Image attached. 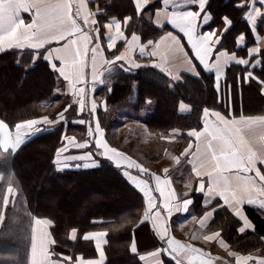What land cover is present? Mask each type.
Returning <instances> with one entry per match:
<instances>
[{"label": "trees", "instance_id": "trees-1", "mask_svg": "<svg viewBox=\"0 0 264 264\" xmlns=\"http://www.w3.org/2000/svg\"><path fill=\"white\" fill-rule=\"evenodd\" d=\"M87 1L90 9L96 12L101 48L107 59L118 54L125 45L124 41L120 42L112 50L105 46L104 25L111 19L124 23L129 18L123 26L125 37L136 34L143 43L154 41L169 30L168 27L159 29L151 22L158 3L146 7L138 15L131 0ZM250 2L207 1L205 11L210 14L211 27L220 31L217 48L246 57L249 48L256 44L248 21ZM257 6L261 15L256 32L264 37V4L258 2ZM225 18L231 23L222 29ZM240 36L245 38L241 46L238 45ZM260 53H264V48L258 52L256 58L260 59V64L252 72L264 80V65L261 64L264 55ZM42 55L43 50L10 49L0 52V122L6 124V129L10 131L17 123L32 119L47 117L55 120L64 108L68 109L63 121L46 127V132L27 140L17 152L0 149V213L3 214L0 220V264H28L32 227L36 219L49 221L53 260L73 264L78 257L94 259L96 247L84 237L89 233L104 232V264H142L138 255L131 252V245L135 237H152L149 230H145L147 224L140 223L145 212L143 196L120 169L96 155L95 146L86 136L87 114L80 113L74 104L71 105L68 95L57 94L62 83ZM140 65L127 72L121 66L106 72L102 76L103 84L94 90V96L102 94L108 107L130 102L133 115L127 117L129 121L139 119L137 115L141 109L147 103L151 104L152 110L144 125L142 123L143 129L154 138L168 134L176 137L181 143L174 147V151L185 158L181 155L191 143L190 133L201 127V112L204 109L222 110L214 88V77L211 73L201 72L198 76L184 74L178 81H172L166 74L145 64ZM244 70L241 66H230L226 71V82L232 83L235 76ZM259 95V85L254 81L243 86V110L255 102L264 104ZM180 104L187 105L189 112H179ZM97 116L105 141L111 148L142 167L155 164L159 159L160 152L150 144L131 137L128 131L117 134L121 124L115 122L114 126H109L101 111ZM81 119L84 124L78 123ZM69 132H74L72 136L80 135L79 142H89L90 147L81 150L90 152L97 166L87 169H72L70 166L58 170L61 163L54 162L56 152L64 146L61 136L70 137ZM131 171L140 174L138 170ZM32 173H35L34 179L30 177ZM190 196L197 212L202 213L201 197L193 192ZM244 210L254 226L252 232L238 233L240 223L224 208L216 211L212 228H219L235 253L263 255L264 216L257 209L245 207ZM138 243L141 249L144 244Z\"/></svg>", "mask_w": 264, "mask_h": 264}, {"label": "snow or ice", "instance_id": "snow-or-ice-1", "mask_svg": "<svg viewBox=\"0 0 264 264\" xmlns=\"http://www.w3.org/2000/svg\"><path fill=\"white\" fill-rule=\"evenodd\" d=\"M75 2V13H73V3ZM150 0H134L136 11L140 13L142 6H147ZM261 4H264V0H260ZM7 3V7H5ZM171 4L172 11L166 13L164 21L166 25L171 26L172 30L166 31L161 35L159 40L148 41V46L152 47V51L149 53L152 57H158L159 63H154L152 66L159 68L160 71L165 72L166 75H171V72L166 71L163 66L170 59L176 57V55L183 54L186 63L191 65V61L187 59L188 53L185 51V45L182 44V39L187 41V47L191 49V54L199 62V65L203 66L206 72L215 71V84L216 94L218 102H223L220 97V80L224 73V63L221 60L220 55L214 53L216 40H213V32L207 33L201 32L202 23H207L210 18V14L206 13L207 0H163L165 7ZM183 4L195 5L198 10H183ZM82 7H87L84 0H0V28H3L8 23H14L15 27L7 38V43L4 46H0V52H4L10 49H44L43 58L50 64L53 72L59 74L64 81L67 82V87L71 90L74 97H79V100L73 101L80 105L79 111L84 110V96L86 95L85 87H77V85H86L88 82L85 79L84 68L88 67L86 57L88 53H91V88L94 89L97 84H103L101 77L104 75V67H107V71H110L111 66L115 65L116 61L123 60L128 64L124 71H130L132 68H139L141 65L136 63L131 58V53L139 48L141 56L145 54V48L147 46L139 43L140 38L137 35H133L131 40H125V50L119 55H116L114 60L105 59L101 51V43L99 32L100 28L95 19V14L88 13L82 14ZM254 11L259 14V10ZM28 13L31 16V22L26 23L21 18V13ZM160 10H157V17H160ZM202 18V19H201ZM83 19L84 27H88L89 24L96 27L89 28L88 32H85L83 28L78 24V20ZM129 18H126L124 23L127 24ZM248 19L254 21V16L249 15ZM160 27L163 28L164 24L157 21ZM225 25H230V21L225 18ZM115 28V33L111 34V30ZM104 28L109 30L108 48L112 49L116 46L117 40L124 39L123 32L121 30V24L116 20H112L110 23H106ZM95 31L97 33L95 43H93V37L90 32ZM174 32L182 34L180 36L175 35ZM243 38V37H242ZM63 41L62 46L46 48L53 43L59 45ZM92 45V47H89ZM258 48L250 49L249 55L253 52H259ZM264 55V53H260ZM215 57V61L212 62V58ZM231 59L235 60L238 65L247 66L250 61L245 59H236L232 56ZM59 61V67L56 66L54 61ZM264 65V61H261ZM123 67V65H121ZM99 68V71L97 70ZM192 73L197 74V68L191 67ZM247 75L244 80L250 82L256 80L262 86H264V80H261L253 72L248 71L245 68ZM99 76V78H98ZM176 78V77H174ZM264 92V87H262ZM228 101L232 102L231 86H228ZM71 105H69L70 107ZM67 108L61 112L55 120H50L45 117L42 120L32 119L27 122L17 123L15 125V135L12 136L6 132V124L0 122V149L7 152L9 149L13 153L17 152L22 144L25 143V138L30 136H36L47 131L46 125H54L64 120V113L67 112ZM91 112L95 119L96 104H91ZM204 117H215L213 123H209L208 119L204 120L205 131L208 134H214L213 125L228 120L219 111L204 110ZM79 124H84L83 119L78 121ZM247 123L243 120V116L239 119H234V124L243 125ZM242 129L239 126L232 127L233 137L240 139ZM89 135H92V129L89 128ZM191 135L195 136V133ZM196 140L200 137L196 136ZM62 141H66L64 146L57 150L55 163H60V156L67 152L70 148L85 149L89 148L88 141L78 142L73 137L61 136ZM95 150L96 155L102 157V159L112 163L117 169L121 168L123 164L125 169H136L140 173V176H134L129 171L124 170L122 175L127 181L136 188L143 196L146 209L144 214V220L152 224L153 230L156 232L158 238L162 241H166L167 247L162 248L151 255L158 256L161 252L166 253L173 260L175 264H183L182 257H189V264H195L197 257H203L205 253L199 249L192 247L191 245L182 244L175 239L171 238L167 230V221L165 216L161 213L160 209L164 210V213L168 217H171L173 211V201L175 200V194L171 191L170 181L167 178L161 179L160 176L153 175L152 180L155 183V189L151 187L149 182L142 177L147 174V169L142 167L141 164L130 159L127 155L111 148L104 139V132L100 128L99 123L95 127ZM229 141L220 154L209 156L207 150L200 149L193 153L189 159L191 164L192 174L198 178L199 186L196 188L197 193H203L206 197H219V200L223 202V205L233 209L234 213L240 217L244 223V227L240 229L241 232L245 228H250L252 225L247 218L239 211L238 205L247 203L253 205L257 202L255 198L250 196L240 197L235 194V190L242 184H253L257 177L264 180V172L255 171V176H250L248 173L254 171L249 169L244 163L243 151L236 150L231 146ZM196 145H190L188 152ZM185 155H188L186 152ZM259 158H264V149L259 153ZM92 159V154L86 153L84 156L80 155H67L64 157V167L68 168L75 163V168L79 169L81 165L78 163L81 160ZM175 159V158H174ZM97 166L95 163L83 164L85 169L89 167ZM167 173V169L164 170ZM240 172L245 175L241 176ZM203 177H207V191H205V183ZM187 186V185H186ZM153 191L159 193V205H157L156 197ZM11 192V191H9ZM187 195V193H186ZM7 203V197L5 198ZM194 203L192 200H185L183 207L186 210L189 205ZM261 207H264V201H261ZM214 215L213 211H207L204 217L200 220L201 227L205 226L206 222ZM3 219V214L0 213V220ZM144 223V221H141ZM36 225H42L47 227L49 221L47 220H35ZM32 244H31V257L30 264H60L59 261H54L51 258V254L47 248V244L52 241L48 237L47 233H43L39 245L37 244L36 229H32ZM105 233L99 232L89 235H85L84 239L93 238L96 240V250L99 253L100 259L98 261L89 260L87 264H103L104 253L101 251L102 245L99 242L100 238ZM219 236V233H213L211 236H205V240H212ZM223 244V241H221ZM133 251H135V244L133 245ZM227 250V249H226ZM195 254V255H193ZM236 255L232 252L228 253ZM67 259V258H65ZM143 259V257H141ZM252 259L250 256L241 257L236 255V264H247ZM199 264H212L211 260L200 259ZM258 264H264V259L259 260Z\"/></svg>", "mask_w": 264, "mask_h": 264}, {"label": "crops", "instance_id": "crops-1", "mask_svg": "<svg viewBox=\"0 0 264 264\" xmlns=\"http://www.w3.org/2000/svg\"><path fill=\"white\" fill-rule=\"evenodd\" d=\"M84 2L87 5V7L86 8L82 7V9H81L82 14L86 15L87 12L95 14L96 12H94L92 9H90L88 1L84 0ZM131 2H132L133 7L136 11V6L134 3V0H131ZM177 2H180V0H177ZM154 3H158L159 7L154 11V13L151 17V22L154 24L155 27L162 29L160 27V24L157 23V21L159 19L160 23L164 24V27H168L169 30H172L171 26L166 25V23L164 21V16L166 15V13L171 12L173 10L171 4L167 7H165L163 5V0H150L149 4L147 6H142V11L146 7H148ZM7 6H8L7 3H5V7H7ZM182 7H183V10H198V8L192 4H183ZM250 8H251V6H250ZM158 9L160 10V13H161L159 18L156 15ZM255 9L259 10L260 8L257 7ZM75 10L76 9H75V2H74L73 3V13H75ZM141 12L137 13V14L139 15V14H141ZM250 14L252 16H254V18H255L254 21H250L249 19H248V21H249V25H250L251 31L253 33V36L255 38L256 44L253 47L249 48V50L255 49V48H258L259 50H261L264 48V37L262 35H259L256 32V24L260 18L261 13H260V10H259V14H257L255 11L252 13V11L250 9V11L248 13V17ZM21 18L24 19L26 23L31 22V16L28 13L22 12ZM112 20H116L117 22H119L121 24V30H122L123 35H124V39L117 40L116 45L120 42H123V41L125 42V40L130 41L131 37L134 34H131L128 38H126L124 31H123L124 23L120 22L117 19H111L107 23H110ZM78 24L81 26V28H83V30L85 32H88L89 28L96 27V26L91 25V24H89L88 27H84L83 19L78 20ZM227 26L228 25H225V23H224V25L222 26V29H225ZM14 27H15L14 23H8L3 28H0V46L6 45L7 38L9 36V34L12 32V30L14 29ZM104 29H105L104 44L108 48V42H109L108 37H109L110 33H109L108 29H106V28H104ZM169 30H166V31H169ZM166 31H164L161 35L165 34ZM209 31L214 33L212 39L217 41V44L215 45V48H214V53L220 55L221 60L224 63V73L221 76V80H220V97H219V99L222 100L223 102H218L221 105L222 110L217 109L214 111H219L228 120L214 124L213 125L214 134H208L205 131L204 120L208 119L209 123H213L215 121V117H208V118L204 117V110H205L204 109L201 112V117H200L201 127L198 130H195V131L190 133V137H191L190 145H196L198 147H193V149H190L188 152V149L190 146L189 145L182 152L181 156L185 157V163L181 166V169H183L185 171V173L182 172V170H180L181 174L177 176L178 184H176L175 181L172 179V177L167 173L166 174L165 173L153 174L156 176H160L161 179L167 178L170 181L171 191L175 194V200L173 201L174 206H173V211H172L171 217H168L167 214L164 213V210L162 208L160 209V211L165 216V219L167 221V230H168V233H169L171 238L175 239L176 241H178L182 244L191 245L192 247L197 248L201 252L205 253V255L203 257H197L195 264H199L200 259L211 260L212 264H236V255H239L241 257L250 256V257H252V259H250L247 262V264H258L259 260L264 259V254L259 255L258 253H254V254H249V255H241V254L235 253L233 250H231L228 243L222 237V234H221V231L219 230V228H215V227L212 228V222L214 220L216 211L224 208L240 223L239 228H238V233L241 234V233H245V232H252L254 230V226L251 223V221L247 218L244 209H245V207L257 209L264 216V207H261V201H264V180L257 177L253 184L245 183V184L240 185L235 190V194L237 196H240V197L250 196V197L255 198L257 200V202L253 205H249L245 202V203H242V204L237 206L239 211L242 212V214L247 218V220L252 225V227L245 228V230L243 232H241L240 229L244 227V223L240 219V217L234 213L233 209L229 208L226 205H223V202L219 200V197H215V196L206 197L203 193H197L196 192V188L199 186L200 178H198L192 174L191 164L188 162L189 159L191 158V156L193 155V153L199 151L200 149L207 150L209 153V156L220 154L222 152V150L226 146H228L229 141H231L232 147H234L238 151H240V150L243 151L245 166L249 169H254V171H250L248 173V175L255 176V171L264 172V158H259L260 151L262 149H264V104H260V103L257 104L256 103L257 105L256 104L250 105V108H248L245 111L243 110V108H242V88H243V86H246L249 84V82L244 80V77L247 75V72L245 70L243 73L237 74V76H235V78L233 79L232 83L226 82V78H227L226 71L230 66L237 65V66H241V68H243V69L247 67V70L251 71V72L253 71L254 68H257V66L260 64V59L256 58L258 52H253L252 55L250 56L249 50H248L246 57H239L235 53H230V52L225 51L223 49L217 48V46L220 42V31L214 27H211V17L209 18V21L207 23H202V27H201L202 33H207ZM114 33H115V28L113 27V29L111 30V34H114ZM174 34L180 36L182 39V34H179L176 32H174ZM90 35L93 37V43H95V38H96L97 33L95 31H92V32H90ZM160 36L156 40H159ZM242 37L243 36H240L238 38V45L239 46L244 45L245 38L244 37L242 38ZM63 43H64L63 41H61L59 45L53 43L52 45L46 46V48L62 46ZM139 43L147 46L145 48V54L143 56H141L139 48H136L131 53V58L133 60H135L136 63L145 64L146 66H149L151 68H154V69L160 71L159 68H155L152 66L154 63L160 62V59L158 57H152L149 55V53L153 50L152 47L148 46V42L143 43L141 41V39H140ZM182 44L185 45V51L188 53L187 59L189 61H191V65L186 63L183 54L178 53L175 58L170 59L167 63H165L163 65L165 67L166 71L171 72V75H167V76L172 81H178L181 78V76L184 74L198 76L201 72L211 73L214 77V84H215V71L213 70L211 72H206L203 69V66L199 65V62L191 54V49L187 47V41L182 39ZM89 47H92V45H90ZM25 49L32 50V51H42L43 50V54L45 51L44 49H40V50H34V49H28V48H25ZM112 49H114V48H112ZM112 49L108 48V50H112ZM20 50H24V49H20ZM124 50H125V45H124V48L116 55H119ZM101 51L103 53V57L105 59H107L102 48H101ZM115 56H112L109 60H114ZM232 56H235L236 59L249 60L250 63L247 66L238 65L235 62V60L231 59ZM138 58L141 60H139ZM86 60L88 62V67L84 68V73H85V79L87 80L88 83L86 85H77V87L83 86L86 88V95L84 96V110L82 111V113H84V114L91 113V104L94 102V101H92L93 89L91 88L92 76H91V53L90 52L88 53ZM214 61H215V57L212 58V62H214ZM54 63L56 64L57 67H59V61L58 60L54 61ZM121 65H123V67H125V68L128 67V64H126L123 60H121V61H116L115 65L111 66L110 70L113 69L115 66H121ZM191 67L197 68V74L194 75L192 73ZM132 69H134V68H132ZM97 70L99 71V68ZM104 71H105V73L108 72L106 66L104 67ZM160 72H162V71H160ZM162 73L165 74V72H162ZM54 74L62 83L61 90L63 91V93L65 95H68L70 98H72L73 101L79 100V97H74L72 95L71 90H69L67 87V82L64 81L63 78L60 77L58 73L54 72ZM174 77H176V78H174ZM98 78H99V76H98ZM101 79H102V77H101ZM251 81H254L255 83H257L259 85V94H260L259 96L264 99V92H262V87H264V86H262L256 80H251ZM229 85L231 86V92H232V102L231 103H229V101H228V86ZM215 91H216V89H215ZM73 101H72V103L75 106L76 105L78 106L77 109L79 111L80 105L78 103H74ZM95 104L97 106V103H95ZM106 105L107 104L105 102L102 103L101 108L103 110L106 109ZM189 110L190 109L187 105H184V104L179 105V112L187 113V112H189ZM209 111H213V110L210 109ZM241 116H243V120H245L247 123H245L243 125L234 124V119H239ZM236 126H239L242 129V132L240 134V139H235L233 137L232 127H236ZM95 127H96V121L94 119H92V117H91V120L89 119V122L87 125V135L86 136L89 139V142L93 143L94 146H95V143H94V141H95ZM89 128L92 129V135L91 136L89 135ZM5 131L10 133V131L8 129H5ZM192 133H195V136L191 135ZM196 136H199L200 139L196 140V138H195ZM70 149H72L71 153L67 154V152H65L60 156L59 159H60L61 164H59L58 170L61 171V170L68 169V168L64 167V157L65 156H67V155L84 156L87 153L86 151H83L81 149H75V148H70ZM186 152L188 153V155H185ZM72 163H77V162H72ZM78 163L79 164H85V163L93 164L94 158L92 157V159H90V160H81ZM120 170L122 172L124 170H127L130 172V174H132L134 176H137V177L140 176V174L133 173V171H131V169H125V166L123 164L121 165ZM240 175L243 176L245 174L243 172H240ZM152 176H147L145 174L142 178L147 180L154 190L155 189V183L152 180ZM203 181L205 183V191H207V177H203ZM192 192L201 197L200 202H201V208H203L202 213H198L199 211L194 207L193 203L191 205H189V207L186 210L183 207V202L185 200H192V198L190 196ZM186 193H187V195H186ZM153 194L156 197L157 205H159V193L153 191ZM201 208H199V209H201ZM145 209H146V205H145ZM207 211H213L214 215L212 218H210L206 222L205 226L201 227L200 220L204 217V215ZM144 214H145V212H144ZM144 214L142 216L141 221H144V223L147 224L145 226V230H147V231L149 230V232L152 234V237H151V239H149L148 237L144 238L143 235H141L142 237L138 236L139 238L138 237L133 238L132 245H131V252L138 255L142 264H175V260H173L166 253L161 252V254L158 256L151 255L152 253L157 252L162 248H166L167 244H166V241H162L158 238L156 232L153 230L152 224L149 223L148 221L144 220ZM33 228L36 229L35 234L37 237V244L38 245H39L41 239L43 238V233H47L48 237H50L49 224L47 227H44L42 225H36L35 221H34L32 229ZM97 233H99V232H97ZM213 233H219V236H217L216 238H214L212 240H205L204 239L205 236H211ZM92 234H95V233H89L87 235H89L91 237ZM32 235H33V232L31 234V244H32ZM50 239H51V237H50ZM87 240L92 241L94 243V245L96 244V240L93 238H89ZM138 241H141V242H143L142 244H144L141 247V249L139 247ZM221 241H223V244L221 243ZM262 241L264 243V238H262ZM99 242L102 245L101 251H103V246L105 244V235L100 238ZM134 244H135V251L132 250ZM46 246L50 252L51 243L47 244ZM229 252H232L236 255L230 256L228 254ZM193 255H195V254H193ZM30 257H31V245H30V255H29L28 264H30ZM141 257H143V259H141ZM51 258H52V256H51ZM99 259H100V256H99V253L97 252V255L94 259H84V258L78 257L77 260H75V262L73 264H87V261H89V260L98 261ZM54 261H56V260H54ZM182 261H183V264H189V257H182ZM104 262H105V258H104L103 264H104ZM60 264H65V263L60 262Z\"/></svg>", "mask_w": 264, "mask_h": 264}, {"label": "rangeland", "instance_id": "rangeland-1", "mask_svg": "<svg viewBox=\"0 0 264 264\" xmlns=\"http://www.w3.org/2000/svg\"><path fill=\"white\" fill-rule=\"evenodd\" d=\"M92 1H94V0H92ZM258 2H260V0H251V2H250L251 8L250 9H251L252 13L254 12V9L258 7L257 6ZM260 13H261V11H260ZM99 86H100V84L99 85L97 84L95 86V88L93 89V92H94V90L98 89ZM57 94H64V93L61 89H59ZM67 100L71 105L73 104L72 98H69ZM92 101L97 103V106H96V112H95V119L93 118L92 112L87 114V117L90 120L92 117V119H94L96 121V124L99 123L97 113L99 111H101L102 116L106 120L105 123L108 124L109 126L110 125L114 126L115 122H118L119 125L121 124L119 126L118 131H117V134H119L123 131H128V133H130L131 137L141 139L144 143L150 144L154 149H156L158 152H160V157L156 161L155 164H148L146 166H143L145 169H147V174H146L147 176H152L153 174L165 173L164 170L167 169L168 170L167 174H169L172 177V179L175 181V183L178 184L177 176L181 174L180 170H182V172L185 173V171L183 169H181V166L185 163V158L180 157L174 151V147L177 146L179 143H181V141L175 139L176 137L169 135V134L166 136L165 135H158L156 138H154L145 132V130L143 129V125H144V122L146 121L149 113L152 110L151 104L147 103L141 109V111L137 115L139 117V119L136 120V118H134L132 121H129L127 119V117L128 116L131 117L133 115V108H131L130 102L119 105V106H114V107H108L106 105V109L103 110L101 107H102V103H104L105 100H104V97L102 94H100L99 96H94V93H93L92 94ZM256 103L257 102H255V104ZM76 107H78V106L76 105ZM52 117H53V115L50 116V118H52ZM37 120H42V119L38 118ZM27 121H29V120H27ZM27 121H24V122H27ZM142 123H143V125H142ZM48 126L49 125H46L44 127H48ZM49 127H51V126H49ZM100 128L102 129L101 126H100ZM102 131H103V129H102ZM10 134L12 136H14L15 135V129L10 130ZM68 134L70 137L75 138V140L79 142L80 135L72 136V134H74V132H71V133L69 132ZM151 141H152V143H150ZM63 143L65 144L66 141H63ZM36 147L35 148L38 149V146H36ZM96 162L97 161H94V163H96ZM74 164L75 163H73L71 165L72 169H76ZM80 165L82 166L83 164H80ZM28 167L30 168V166L29 165L27 166V170H29ZM132 170L137 171L136 169H132ZM34 175H35V173H32V175L30 176L31 179H34ZM7 196H8V194H7Z\"/></svg>", "mask_w": 264, "mask_h": 264}, {"label": "built area", "instance_id": "built-area-1", "mask_svg": "<svg viewBox=\"0 0 264 264\" xmlns=\"http://www.w3.org/2000/svg\"><path fill=\"white\" fill-rule=\"evenodd\" d=\"M32 137H33V136L26 137V138H25V142H26L27 140H29L30 138H32ZM89 168H90V167H89ZM80 169H85V168H84L83 166H81Z\"/></svg>", "mask_w": 264, "mask_h": 264}]
</instances>
